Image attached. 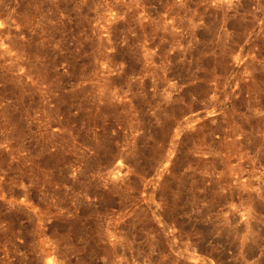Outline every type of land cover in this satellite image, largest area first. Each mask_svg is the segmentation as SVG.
Returning <instances> with one entry per match:
<instances>
[{"label": "rangeland", "instance_id": "obj_1", "mask_svg": "<svg viewBox=\"0 0 264 264\" xmlns=\"http://www.w3.org/2000/svg\"><path fill=\"white\" fill-rule=\"evenodd\" d=\"M0 264H264V0H0Z\"/></svg>", "mask_w": 264, "mask_h": 264}]
</instances>
